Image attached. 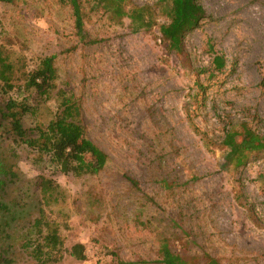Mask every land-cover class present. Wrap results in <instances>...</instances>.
<instances>
[{
	"label": "rangeland",
	"instance_id": "rangeland-1",
	"mask_svg": "<svg viewBox=\"0 0 264 264\" xmlns=\"http://www.w3.org/2000/svg\"><path fill=\"white\" fill-rule=\"evenodd\" d=\"M199 2L207 18L187 32L182 55L164 48L157 26L134 33L128 18L115 22L91 5L85 31L98 42L85 45L64 0L0 2V44L11 58L29 70L55 55L58 71L44 92L0 89V105L29 98L37 106L29 127L56 115L66 131L82 126L86 157L105 165L81 177L54 173L0 118V158L18 176L13 264H161L163 237L220 264H264V150L237 167L222 145L225 129L241 122L264 135V0ZM41 174L61 187L47 210L58 240L25 248ZM75 243L84 260L67 252Z\"/></svg>",
	"mask_w": 264,
	"mask_h": 264
},
{
	"label": "trees",
	"instance_id": "trees-1",
	"mask_svg": "<svg viewBox=\"0 0 264 264\" xmlns=\"http://www.w3.org/2000/svg\"><path fill=\"white\" fill-rule=\"evenodd\" d=\"M16 1L19 0H0L1 3L7 4ZM64 1L69 5L73 15L76 34L85 45L98 42L97 39H91L85 31L84 20L88 16L86 6L89 5L103 14H109L110 19L115 22H122L125 17L128 18L129 28L134 33L157 26L161 44L177 55L184 54L183 40L187 32L198 28L207 18V13L199 0H157L155 5H135L130 0ZM158 15H162L165 21L157 23ZM12 52L0 44V89L3 93H8L16 87L29 93L44 92L54 87L58 78L55 55L43 56L35 67L25 70L21 58H11ZM212 63L215 71H221L225 66L224 57L215 53ZM34 104L29 98L21 101L10 100L4 107L0 105V118L7 122V132L16 144L22 143L36 153L35 162L46 164L54 173L72 174L76 177L97 174L105 167L104 164L99 165L86 157L85 141L80 136L82 126H76L73 131H66L62 129L57 115L47 123L26 126V117L35 114L37 110ZM222 145L227 150L226 160L238 167L244 165L253 152L264 150V135L246 122H241L238 127L225 129ZM11 165L0 158V264H13L16 260L12 253L15 247L13 235L20 219H15V208L19 205L17 200L13 199L12 188L18 176ZM128 180L132 185H137L133 179ZM35 184L40 194L38 211L22 229H25L27 234V240L23 243L25 248L30 246L34 248V245L39 243V246H42V242L47 246L52 239L57 238V229L54 228V222L47 210L59 200L61 187L56 180L44 174L36 178ZM11 220L15 221L13 225ZM171 244L168 237L161 239L158 249L159 263L220 264L216 258L207 254L178 252ZM67 252L77 260L86 258L85 248L81 243L73 244ZM43 259V264H50L48 257Z\"/></svg>",
	"mask_w": 264,
	"mask_h": 264
}]
</instances>
